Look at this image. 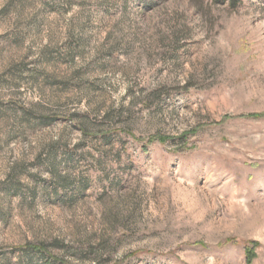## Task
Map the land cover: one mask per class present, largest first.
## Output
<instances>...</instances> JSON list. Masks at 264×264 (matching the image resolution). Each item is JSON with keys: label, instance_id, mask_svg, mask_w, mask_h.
<instances>
[{"label": "rangeland", "instance_id": "obj_1", "mask_svg": "<svg viewBox=\"0 0 264 264\" xmlns=\"http://www.w3.org/2000/svg\"><path fill=\"white\" fill-rule=\"evenodd\" d=\"M0 264H264V0H0Z\"/></svg>", "mask_w": 264, "mask_h": 264}, {"label": "trees", "instance_id": "obj_2", "mask_svg": "<svg viewBox=\"0 0 264 264\" xmlns=\"http://www.w3.org/2000/svg\"><path fill=\"white\" fill-rule=\"evenodd\" d=\"M245 253H246L247 262L251 261L254 258V254H253L252 249L245 248Z\"/></svg>", "mask_w": 264, "mask_h": 264}]
</instances>
